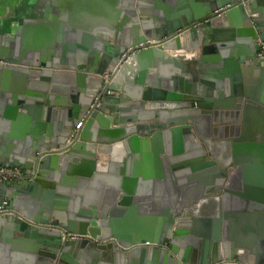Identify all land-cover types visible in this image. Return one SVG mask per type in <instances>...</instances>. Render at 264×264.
Returning <instances> with one entry per match:
<instances>
[{"label": "water", "instance_id": "water-1", "mask_svg": "<svg viewBox=\"0 0 264 264\" xmlns=\"http://www.w3.org/2000/svg\"><path fill=\"white\" fill-rule=\"evenodd\" d=\"M192 9L188 18H183L179 8L173 9L166 32L161 34L157 15L152 19L154 25L142 19L141 0H47L42 10L58 13L60 34L50 33L52 28L47 26L40 30L46 35L32 37L29 51L15 49L10 57L0 55V74L4 73L7 82L21 74L28 80L19 110L27 106L31 114L34 107H41L49 113L45 121L52 125L61 116L58 130L55 124L41 125L37 134L42 137L27 158L19 156L21 143L16 140L17 149L0 151V167L30 174L0 185L1 201L25 218H0V227L6 226L7 237L20 232L25 238H37L45 264H67L69 254L80 250L87 254L83 264H145L147 255L162 264H264V207L256 212L236 206L237 198L232 195L235 190L242 192L241 164L259 155L241 142L246 141L243 133L247 129L264 123V92L254 89L251 96L257 101L242 90L224 94L225 99L217 92L221 86H216L219 82L213 74L226 72L227 81L238 63L255 65L258 41L264 42V31L260 32L264 0H218L200 11L192 2ZM66 37L69 44L64 45L61 42ZM110 40L116 45L114 53L107 51ZM97 42L99 47H95ZM85 45L91 51H83ZM141 56L148 57L147 65L140 64ZM215 60L218 64L211 66ZM166 61L180 73L167 77L163 73ZM259 67L264 78V68ZM105 77L111 78L109 85L103 83ZM37 81L41 86L35 87ZM62 82L66 89L58 86ZM107 90L121 95L90 110ZM28 99L32 105H24ZM107 107L113 109L112 114L104 111ZM88 112L83 128L71 139ZM230 114L232 118H224ZM235 119L242 132L231 145L229 137L237 128L229 123ZM141 122H149L146 129L135 124ZM133 126L135 133L129 131ZM218 134L225 139L215 142ZM145 136V143L160 146L150 153L157 171L161 162L159 178H141L138 156L135 169L126 162V173L124 169L121 176L107 175L112 169L102 167L101 154L112 153V145L118 142L132 150L134 142ZM222 154H233L232 180L227 182L228 157ZM234 173L240 181H235ZM79 180L99 188L97 196L105 186L123 196L111 210H94L89 187H81ZM170 190L175 192L172 202ZM132 205L135 212L127 211ZM125 211L132 221L135 216L145 219L140 223L147 227L135 228V222L134 227L122 225L119 218ZM240 223L257 227L243 228L237 240ZM64 232L92 240H64ZM260 235L257 257L240 250V246H253ZM179 246L186 247L185 251Z\"/></svg>", "mask_w": 264, "mask_h": 264}, {"label": "crops", "instance_id": "crops-1", "mask_svg": "<svg viewBox=\"0 0 264 264\" xmlns=\"http://www.w3.org/2000/svg\"><path fill=\"white\" fill-rule=\"evenodd\" d=\"M141 2L144 13V17L142 19L147 20L149 23L153 24L152 19L157 15L159 18V22L161 23L157 22L158 24H160V26L156 27L157 29L159 28V31L161 30V34H163L162 31L166 32V21L168 20L167 18L169 17V14L171 15V11L173 9L179 8V12L180 10L182 11L183 18H188V16H192L194 13V10L192 9V2L194 7L196 8L195 10L200 11L201 9L206 8L208 6V3H215L218 2V0H155L154 2L141 0ZM46 3L47 0H0V55L4 57L9 55L10 57L12 55L11 53L14 52L15 49H19V51L20 49L29 51V44L34 43V39L32 37L37 36L38 34L46 35L47 32L44 31V33H40V30L42 28L44 29L45 27L47 28V26H49V28H52V30H48L49 32L51 31L50 33L53 32L54 35L60 34L58 31V24H60L58 20L59 18H57L58 13H45L42 8ZM155 9L156 15L153 14V11ZM261 18L264 20V11H262L261 13ZM162 20L165 21V24H162ZM54 25L56 27H53ZM153 25L152 27H154ZM36 26H38L39 30L35 29ZM68 26L72 27L73 25L70 24ZM263 31L264 28H262V31L260 32ZM29 40H31L32 43H30ZM68 40V37H66L61 43L64 45L69 44ZM89 45L91 44L89 43ZM89 45H85L83 47V51H91L92 48ZM72 46L75 47V42L72 44ZM107 46V51H109L110 53H114V49L116 46L114 44V41L112 42V40H110ZM235 61L236 63H238L237 60ZM209 64H211V66H214L215 64H218V61L216 62L215 60L210 62ZM259 66L260 65L257 62L254 66L245 63H238L237 69L230 72L231 74L230 77H228L229 80L227 81H225L227 78L226 72L225 74H223L222 72L213 73L216 76L215 79L219 82V84L216 86H221L219 88L220 90L218 89L217 92H220L225 99L228 98L227 96H224V94H230L234 91L241 90L245 94L250 93L249 97L253 98L251 95L256 87H258L255 89L257 93L264 92V89L262 87V85L264 86V78L259 75ZM22 75L24 74H21L19 76H11L7 82L5 80L4 73L0 74V151H4L3 149L5 148L8 152L12 149H17L18 145L14 144V140H16L21 143V145L19 146V156L22 158H27L28 152L34 145L37 144V141L42 137L37 134L39 133V131H41V125H44L46 123V125L48 126L51 123L45 121V116H48L49 113L46 115L45 111L42 110L41 107H34L31 110V114L27 112V106L23 107V110H19V98L23 96L29 84L27 78ZM208 75L209 77L212 76L211 74ZM60 81L61 80H59V82ZM254 81H256V84L253 83ZM39 82L40 81H37L38 84L35 83V87H38L36 85H40ZM257 82H259L258 85ZM260 83L262 84L261 86ZM65 85L66 83L63 82L58 84V86L62 87L63 89H66ZM35 92H37V90H35ZM24 102V105L33 104L30 99H28L27 101L25 100ZM107 108H109L108 112L113 110L111 107ZM242 113L243 112L241 110L240 114L242 115ZM51 118H53V114H51ZM54 120H56V122L54 123L56 127L54 128L55 130H58V123L61 121V116H59V118L55 117ZM154 120L156 119H153L152 121ZM143 123L145 122H141V124ZM232 125L233 127H235V129H237L235 135L229 137L231 145L233 144V139L240 137L242 132L240 121L230 123V126ZM54 128L52 129L53 131ZM243 135L245 136L246 141H243L241 143L248 145L251 148V151L253 150L259 155L253 156L249 163L241 164V167H243L244 170L241 172V178L243 182L242 192L239 190H235V194L232 195H235V197L237 198V201H235L236 206L245 205V209L252 208V211L257 212L259 211V207H264V123L257 125V129H247L246 132L243 133ZM191 141L194 142L193 140ZM119 149L121 148L115 147V149L112 150V153H104L103 155H101V157L103 156L102 167L112 169L110 172L108 171V173H106L107 175L121 176V171H124V169L126 173L128 171V169L126 170V162L130 167L133 166L135 169V157L138 156L136 157L138 160V165L143 171L141 178L143 180L159 178L160 172L162 173L161 162H159L160 171H157V162L154 160L153 156L150 155V153L152 154L151 151H147V154L149 156L144 155L143 152L139 154L135 152V147H133V149L131 150V148H129V146L127 147L125 143L123 152H120ZM194 151H196L195 148L191 149V152ZM130 154H132V158L129 157ZM222 157L225 158L226 156L223 155ZM227 157L226 161H228L229 165L226 168L221 165L220 162H218L219 165L224 167V171H226L225 182H227V180L229 179L232 180V175L229 174V168L234 167L233 154L230 156L228 154ZM237 166L239 165H236L235 167ZM238 175V173H234L236 182L240 181L241 179L238 178ZM85 183L86 182L84 181L80 183V180L78 182L81 187H89V198L91 206L96 207L97 209L99 208L101 211L111 210L113 207L117 206L120 198H122L123 196V193L116 194L114 192V188L112 191H108L110 188L109 186L103 187L104 189L102 190V194L100 196H97L96 190L99 188L95 186H89ZM82 192H84V189L82 190ZM93 197L100 199L99 202H95L97 200H95V198ZM241 199L245 203L238 202ZM231 202L232 204H234L233 201ZM134 206L135 205L129 206L126 210L135 212L134 210L136 207ZM127 211H125L124 215L119 218L122 225H124L125 227H134L133 225L135 222V228L136 226L147 227V225H144L143 222L140 223L145 219H140L135 216V221H132V219L127 216ZM261 218L262 217L260 216L257 220ZM240 224L241 230L237 232V236H235L237 240H240V236L242 233L241 231L243 228L250 229V227H255L256 230L257 227V224L252 226L248 223ZM6 232H8L6 230V226L2 225L0 227V260L3 262L2 264H45L44 260L41 258L42 256L40 255L41 248L37 246V244H40L38 243L39 240H37V238H33L32 236L25 238L20 232H15L12 237H7ZM244 234H242V236ZM48 238L51 239L50 236H48ZM262 239L263 238L260 235L253 246H246L247 248H244L248 252V255L254 254L257 257V246L260 244V242H262ZM179 248L180 250L185 251L186 247L179 246ZM146 261L147 262L145 264H162L159 259L154 260L149 255H147ZM67 262V264H83L87 262L86 251L80 250L75 254H69ZM104 264H113V262H104ZM135 264H138L137 261Z\"/></svg>", "mask_w": 264, "mask_h": 264}, {"label": "built area", "instance_id": "built-area-1", "mask_svg": "<svg viewBox=\"0 0 264 264\" xmlns=\"http://www.w3.org/2000/svg\"><path fill=\"white\" fill-rule=\"evenodd\" d=\"M258 45H259V51L256 57L257 58L256 61L262 68H264V42L259 40ZM103 83L106 85H109L111 83V78L109 77L107 81L104 79ZM111 94L112 96L114 95V92L112 90H107V93L104 91L103 94L91 105L90 110L102 108L106 104V101H107L106 100L107 98H105L104 95H111ZM85 116L87 119L89 117V112ZM86 119L83 118L82 121L79 123V125H77V128L81 130L84 126V122ZM28 176H30V174L24 173L18 168L0 167V185L5 183L6 181H12L14 179H21L23 177H28ZM9 216H18L21 219H25L17 211L7 208L6 202L1 201L0 199V218H5ZM63 238L64 240H71V241L77 240V239L92 240L88 236H81L79 234H74V233H69V232H66V233L64 232Z\"/></svg>", "mask_w": 264, "mask_h": 264}, {"label": "bare ground", "instance_id": "bare-ground-1", "mask_svg": "<svg viewBox=\"0 0 264 264\" xmlns=\"http://www.w3.org/2000/svg\"><path fill=\"white\" fill-rule=\"evenodd\" d=\"M97 30V29H96ZM100 30H98L97 32H99ZM95 47H99V43L97 42L96 44H95ZM167 60H169V59H167ZM140 64H142V65H147L148 64V57H144V56H141V58H140ZM192 65V64H191ZM163 71H165V72H163L167 77L169 76V77H171V76H173L174 74L176 75V74H178L179 72L178 71H176V69H174V68H172L171 67V65L169 64V62L168 61H166L165 62V65H164V68H163ZM126 85L128 86V84L126 83ZM57 90H58V88H57ZM59 92H61V93H65V91L64 90H61V89H59ZM92 105V104H91ZM91 105H90V107H91ZM91 112H93V111H91ZM151 114H149V116H150ZM237 115V113H235L234 115H233V117H235ZM156 117H155V115H154V118L153 119H155ZM195 118V117H194ZM196 118H200V116H197ZM196 118H195V120H196ZM224 118H226V119H229V118H232V115L230 114L229 116L228 115H226V116H224ZM235 118H237V117H235ZM158 120V119H157ZM236 120L237 119H235V121L234 122H236ZM197 121V120H196ZM224 121H225V119H224ZM135 124H141V123H135ZM149 124V122H147V124H146V122L145 123H143L142 125L145 127V129H146V125H148ZM225 125H226V123H224ZM224 125V126H225ZM229 125H230V123H229ZM130 130V132L131 133H135V126H133L132 128H129ZM222 129V128H221ZM229 129L231 130V127H229ZM230 130H229V133H230ZM145 131V130H144ZM220 131V130H219ZM218 131V132H219ZM222 132L223 133H225V132H228V130L226 131L225 130V128L224 129H222ZM235 132V131H234ZM149 138V140L152 138V137H148ZM192 138H194V137H192ZM213 138H215V137H213ZM216 140L215 141H217V140H222V139H225V137H223L222 138V136H221V134H218V137H216L215 138ZM139 140L140 141H138V142H134V146L133 147H135V152L136 153H141V152H143V154L144 155H147V156H149L148 154H147V151L148 150H150V151H152L153 149H154V151L155 150H158V149H160V146H158V145H156V146H152V145H150V144H148V143H145L144 141L146 140V136L145 137H139ZM177 140V139H176ZM196 139H194V141H195ZM221 142H224V141H221ZM177 146H179V143H178V141H177V144H176ZM115 147H120L121 149H119V151L120 152H123V148H124V142H118V143H115V144H113V149H115ZM147 148H148V150H147ZM96 150H94L93 152H95ZM218 151V150H217ZM149 152V151H148ZM104 154V153H103ZM103 154H101V155H103ZM120 154H122V153H120ZM224 159V158H223ZM138 172V171H137ZM140 172V171H139ZM195 177V176H194ZM175 185V184H174ZM173 190H174V188H173ZM218 190V189H217ZM170 193H171V202H172V199H173V193H175V192H172V190H170ZM216 194V193H215ZM94 210H97V208L95 207V209ZM105 213V212H104ZM37 226V225H36ZM79 235H81V236H84V235H82V234H79ZM86 236V235H85ZM89 237V236H88ZM109 240H111V239H109ZM240 247H242V246H240ZM245 253V252H244ZM248 253V252H247ZM247 253H245V254H247Z\"/></svg>", "mask_w": 264, "mask_h": 264}, {"label": "rangeland", "instance_id": "rangeland-1", "mask_svg": "<svg viewBox=\"0 0 264 264\" xmlns=\"http://www.w3.org/2000/svg\"><path fill=\"white\" fill-rule=\"evenodd\" d=\"M108 78L109 77H105V78H103V80L105 79L106 81L108 80ZM114 92V95L112 96V94L111 95H104V97L105 98H107V99H117V98H119V96L121 95V94H119L118 92H116V91H113ZM106 93H107V91H106ZM106 99V100H107ZM106 104H110L108 101H106ZM108 109L109 108H106V109H104V111L105 112H107V113H109V114H112L113 113V110L112 111H110V112H108ZM111 110V109H110ZM84 119H86V116L84 117ZM80 131V129L79 128H77V126L74 128V130H73V134H72V138L71 139H73L76 135H77V133Z\"/></svg>", "mask_w": 264, "mask_h": 264}, {"label": "flooded vegetation", "instance_id": "flooded-vegetation-1", "mask_svg": "<svg viewBox=\"0 0 264 264\" xmlns=\"http://www.w3.org/2000/svg\"><path fill=\"white\" fill-rule=\"evenodd\" d=\"M240 250H245V249H244V247H240ZM243 252L247 253V251H246V250H245V251H243Z\"/></svg>", "mask_w": 264, "mask_h": 264}]
</instances>
